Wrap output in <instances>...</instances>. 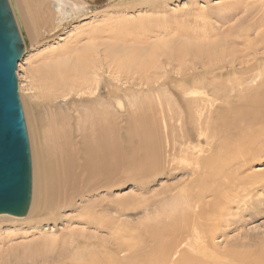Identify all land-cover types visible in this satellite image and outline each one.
I'll list each match as a JSON object with an SVG mask.
<instances>
[{
	"label": "rangeland",
	"instance_id": "374dc122",
	"mask_svg": "<svg viewBox=\"0 0 264 264\" xmlns=\"http://www.w3.org/2000/svg\"><path fill=\"white\" fill-rule=\"evenodd\" d=\"M13 1L15 5L17 4L16 7L26 39L25 53L18 64L16 76L30 145L33 195L31 207L26 217L19 220L13 218L0 219V253L2 254L0 257H5V261H7L0 259V264H3V262L5 264H85L86 261L91 263L92 256L93 259H97L96 261L92 259L93 262L100 261L101 264H114L111 258L113 256V259L116 258L126 262L132 257L145 258L157 251L159 247L161 249L167 248L168 245L169 249H167L170 250L172 247V252L176 248L177 251L188 253L192 251L194 248H191L189 234L184 228L181 229L187 223V221L185 223V219L181 220L182 218H180L184 214L182 210H186L183 209L182 202H184V208L188 209L186 191L188 187H191V182H195L193 168L196 166L199 153L196 151L194 155H191V152L193 149L200 150L204 148L203 150L207 153L210 147L206 146L208 144H206L207 138L205 137L209 138L210 135L208 134L213 131L211 128H205L206 133L201 131L202 136L199 133L196 134L194 140L187 143L188 148L181 145L183 141L180 135L177 136V133H180L179 129L175 128L177 124L174 126L175 130L173 129V132L175 133L173 135L179 137L180 142L176 141L178 138H172L170 133L168 137L161 125L160 138L162 140H160L158 147V164L145 170L142 175L140 174L141 176L139 175L140 177L135 178L134 173L129 172V168H124L127 171L124 169L120 172L117 171L111 177L113 179H98L95 183L88 185V190L83 196L73 197L68 205L60 203L57 205L58 207L55 206L57 208L53 212L46 214L44 217H39V212L35 207L39 194L37 187V152L42 145L38 131L39 123L42 120L49 121V115L54 111L63 112L76 119L84 108L89 106L87 102L82 101L95 97L91 96L88 91L78 92L79 90L75 88L78 82L76 78L68 79L64 89L55 90L49 83L48 71L58 62H68L80 50L83 51L93 44L96 45V48L101 45L99 47L101 55L99 54L95 67L97 74H99L100 92L103 95L102 97H105V91H112L118 93V95L120 93V99L126 109L123 110V117L119 120L118 125L125 137L128 117L136 110L131 106L130 101L142 104V101H145L146 98V101H150L153 97L152 95L148 97L146 93L141 94L140 90L146 91L148 87L154 88L156 95L159 94V97L170 100L172 96L173 100H171L173 102L176 101L182 105L184 99L181 96V91L196 82L205 79V86L211 93H217L218 99L219 93V96L224 93L218 92L217 86L214 87V83L217 84V77L221 73H229V76H225L224 81L235 76V74H232L234 70L235 72L239 70L237 72L239 75L249 76V73L264 58V45L257 42L263 28L259 29L260 31L257 30L256 23L259 22L257 20L260 18L254 17L255 11L262 1L162 0L155 2V4H144L143 0H94L87 2L85 10L80 11L77 16L68 18L61 24L57 21H54L55 24L52 22L42 23L40 29H36V26L32 24L23 0ZM44 10L46 11L45 8ZM51 10H53V7H51ZM247 28L249 31L252 30L251 35L248 37L238 35L239 32L247 31ZM204 34L209 37L207 39H210L209 42L211 43L228 38L233 42L229 48L231 49L230 52L228 49L229 53L215 58L195 51V53L191 52L194 46L198 45L199 42H203L202 36ZM167 46H173L168 54L163 53V49ZM156 47H160L157 52L159 60L152 69L145 68L138 71L137 67L136 70L129 69V71L123 68L120 69L114 62V60L117 61L116 58L118 59L119 56L132 59L134 57L136 60L142 53ZM116 87L118 89L121 87V89L118 90ZM255 88L253 87V89ZM250 91L248 92L250 93ZM133 92H136V94H133ZM224 95L226 96V94ZM224 95L220 99H223ZM231 95H233V101L237 102L238 91ZM211 98L215 99V96L212 95ZM221 103L223 102L217 101V110L219 108L220 111L223 110ZM228 108L229 106L226 109ZM154 111L152 115L157 116L158 111L156 112V109ZM218 111L217 113H219ZM171 125H174V122ZM207 130L212 131L207 134ZM231 135L229 136L228 133L226 136L232 140L235 135ZM243 136L239 133V137L242 138ZM199 138L203 139L199 140ZM196 142L200 143V146ZM129 146L125 145L124 147L128 156L134 154V156H137L140 153L138 158L140 160L144 158L145 154L139 149L138 140L133 141L132 145ZM131 147L132 150H129ZM174 147H186L191 151H188V154H185L187 152L176 153L169 157L170 149ZM141 156L143 157L141 158ZM202 156H205L204 152ZM183 166L185 167L184 170L182 169ZM249 168L243 177L248 178L245 176L252 175L254 176L252 180L256 178L258 180V177L264 175V159L260 162H253ZM252 180L250 181L252 182ZM254 185V182L249 183L247 187L253 189L256 185L261 184ZM258 189H256V192H253L254 189L251 190L254 194L251 195V198L259 201L256 208L257 215H259H256V218L254 217L255 211L252 209L254 207L252 202L248 203L252 207H248V205L245 209L242 207L245 212L243 210H233L232 214L234 215L226 217V219L230 218L229 220H231L229 225L222 227L220 232L217 231V227L215 229L214 249H219L221 252L238 249V252L242 251L243 254H246L264 241V187ZM180 190L181 192L183 190L186 196L183 192L181 195ZM177 193L181 195V199L184 198V201L182 199L181 202ZM174 197L176 200L178 198L179 201L176 202ZM207 199H209L207 201L212 200L210 197ZM174 200L179 203V206L176 204L177 208H175ZM180 203H182L181 208ZM171 206H175V210ZM236 213H239V215ZM175 214L178 215L173 218V221L171 217ZM175 218L178 222H175ZM179 219L181 222H179ZM174 222L175 224L178 223V225H175L176 227L173 226ZM176 228H178V231H174ZM180 229L182 233H179ZM206 231H208L207 228ZM174 232H176V235ZM181 236L187 237L183 239ZM247 242L253 246L258 245L251 248L249 246H239L240 244H247ZM129 243L131 244L129 245ZM240 249L241 251H239ZM195 250L197 249L193 251ZM202 250L204 251L203 247ZM208 251H210L209 254H212V250ZM194 253L199 254L198 250ZM212 257L210 261H215L216 258L217 263V254H212Z\"/></svg>",
	"mask_w": 264,
	"mask_h": 264
},
{
	"label": "bare ground",
	"instance_id": "6f19581e",
	"mask_svg": "<svg viewBox=\"0 0 264 264\" xmlns=\"http://www.w3.org/2000/svg\"><path fill=\"white\" fill-rule=\"evenodd\" d=\"M9 1H11L10 3L18 24L19 32L25 45V32L20 21L19 12L16 7L17 4L15 5L13 0ZM90 1L94 0H23L28 9V11H26L30 16L32 24L36 26V29H40L41 24L45 22H47V24L51 22L55 24L54 21H57V23L61 24L64 20L77 16L80 11L85 10L87 2ZM160 1L162 0H143V3L155 4V2ZM261 1L260 6L258 5L257 7L258 9L256 8L255 15L254 13L253 15L254 17L260 18L257 20V22H259L256 23L257 30L263 28L262 34L257 42L264 45V0ZM51 7H53V10H51ZM53 24L51 25L52 27ZM35 26L33 27L35 28ZM250 32H252V30L249 31L247 28V31L239 32L238 35L241 37H248L251 35ZM202 38L203 42H199L198 45L194 46L191 49V52L206 54L212 58L229 53L231 50L229 49L230 45L233 43L228 38H224V40L220 42L211 43L209 42L210 39H207L209 37L205 36V34ZM100 46L101 45H99V47ZM99 47L97 46L96 48V45L94 46L93 44L83 51L80 50V52L72 56L68 62H58L48 71L49 83L55 90L60 91L64 89L68 83V79L76 78L78 82L75 85V88L79 90L78 92L88 91L91 96L95 97L93 99L91 98L82 101L87 102L89 106H86L76 119L63 112L54 111L49 115V121L45 122L42 120L39 123L38 131L42 145L37 152V187L39 194L35 203L37 212H39V217H44L46 214L53 212L60 203L68 205L73 197L83 196V194L86 193V190H88V185L95 183L98 179H113L111 177H113L114 173L117 171L120 172L124 168H129V172L134 173L133 176L136 178L140 177L145 170L158 164V147L160 145V140H162L160 138V130L162 126L165 133H167V135L170 133L171 137L174 138V126L177 124L175 128L180 131L179 134L177 133V136L180 135V138L183 141V143L181 142L182 147H188L187 143L192 142L196 134L198 135L201 131H205V128H211L213 129V131L210 130L212 131L211 133L207 130V134L209 133L208 135H210L209 138L205 137L207 138L206 144H208L206 146L210 147L207 153L203 150L204 148H201L200 150L193 149L191 152V155H194L197 151L199 155L197 156L198 160L196 166L193 168V174L195 175L193 178H195V182H191V187H188L186 191L188 199V202L186 200V204H188V209L186 207L184 208V202H182V199L184 201V198L182 197L181 199L183 190L182 192L180 190L181 195L177 193L183 203V209L187 210H182V212L184 211V214L180 217L182 218L181 220L185 219V223L186 221L187 223L182 228L180 225L181 223L179 226L181 229L184 228L188 232V237L190 238V240L189 238L188 240L191 243V248L193 247L194 249H197L199 254H195L194 252H197V250L193 251V248L189 253L186 251V253L184 251H177V248L172 252V247L168 250V245V249L162 248V250L159 247L157 251H154L145 258L132 257L128 260L126 259V262H124V260L120 261L116 258L113 259L114 256L111 258L114 264H264V241L260 245L257 244L258 246H253L248 242L247 244L239 243V246L241 247L249 246V248H251L252 246H257L256 248L249 250L246 254H243L241 249L239 250L241 252H238V249H226L227 251L221 252L219 249H214L215 246L213 244L216 237V227L217 231L219 230L220 232L222 227L229 225L231 220H229L230 218L226 219V217L234 215L232 214L233 210H243L242 207L245 209L248 203L252 202V205L254 206L252 209L255 211V213L253 211V215H255V218L257 215L256 208L259 201L252 199L251 195H254L253 192H256L257 188L260 189V187H264V175H259L260 177H258V180L257 178L252 180L254 177L252 175L245 176L248 178H244L243 176L244 173L250 169L249 167H251L253 162H260L264 159V58H262L253 71L249 73V76L239 75L237 73L239 70L236 72L234 70L232 74H235V76L232 79L228 78L224 81L225 76H229V73H221L217 77V84L214 83V87L217 86L218 92L220 91L221 93L226 94L227 97L222 94L225 96L223 99H220L222 96H219L220 93L217 99V93L213 94L210 92L205 86V79L196 82L192 86L181 91V96L184 99L182 105L176 101L173 102V98H171L172 96L170 97V100H168V98L159 97V94L156 95L154 88L148 87L146 90L147 92L145 90H140L141 94L144 95V93H146L148 97L149 95H152L154 99L152 97V99L148 98L150 101H146V98L145 101H142V104L137 103L134 100V102H132L128 99L131 106L136 108V110H134L132 114L130 113L131 115L128 117L129 121L126 127L127 135L125 134L124 137L121 128L118 125L119 120L123 117V110L125 111L126 109L120 99V93L119 96L118 93L105 91V97H102L103 95L100 92L99 74H97L95 69L99 54L101 55V53H99ZM172 47L173 46L165 47L163 53L168 54L172 50ZM159 50L160 47L149 49L142 53V55L136 60L134 57L132 59L125 56H119L118 59L116 58L117 61L114 60V62H116L120 69L123 68L125 70H133L137 67L138 71L139 69L143 70L145 68L152 69L157 65V61L159 60L157 56ZM116 52L118 53L117 50ZM256 83L258 84L256 85ZM73 85L74 84L72 83V86ZM253 87L256 88L253 89ZM116 89H118V87H116ZM237 91L239 97L237 102H235L233 101V95L231 94H234V92ZM248 91H250V93ZM134 93L136 94V92H133V94ZM212 95L215 96V99L211 98ZM218 100L223 102L221 103L223 106V110L221 109L222 111H220V108L218 109L219 111L217 110ZM173 103H175V105H173ZM228 106L229 108L226 109ZM155 109L156 112L158 111L157 116L152 115L155 112ZM217 111L219 113H217ZM171 121L174 122V125H171L173 124V122L170 123ZM254 129L256 132H253ZM228 133L229 136H232L231 134H233V136L235 135L236 140L235 136L230 140L231 138L226 136ZM239 133L244 136L242 138L239 137ZM200 135L202 136L203 134ZM177 136L175 138H178V140H175L180 142V138ZM200 139L203 138H199V140ZM135 140L139 141V149L145 154L142 160L138 158L140 153L137 156H134L135 154L128 156V153H125V145H132V142H135ZM217 143L219 144L217 145ZM197 145L200 146V143H197ZM192 146L194 147V145ZM132 147L129 148V150H132ZM188 148L174 147L170 149L169 157L176 153L180 154L187 152L185 154H188V151H191L190 149L188 150ZM139 149L138 151H140ZM203 152L205 153V156H202ZM142 157L143 156H141V158ZM183 168L185 167L183 166L182 169ZM143 177L145 178V175ZM250 180H252V182ZM253 182L255 185H261H256V187L252 186L255 190L252 192L251 190L253 189L248 188L247 185H249V183L252 184ZM208 197L212 200L207 201L209 200L207 199ZM175 200V205L178 204L179 206V203H176L179 199L177 198L176 202ZM182 203H180V208ZM55 206L57 207L55 208ZM178 206L176 205V207H174L177 208ZM249 206L251 205H248V207ZM171 207L174 209L173 206ZM246 212L248 213V211ZM236 214L239 215V213ZM176 215L178 214H175V216L173 215L171 218L173 219ZM4 218H13L16 220L22 219L9 215H0V219ZM176 221L178 222L175 218V222ZM175 222L173 223V226L178 225V223L175 224ZM179 222H181L180 219ZM188 224L190 227L189 229ZM206 228L208 231L205 232ZM181 229L179 233L181 232ZM174 231H178V228ZM183 232L185 233V231ZM174 233L176 235V232ZM184 237L182 238L184 239ZM130 244L131 243H129V245ZM202 247L204 248V251H201ZM191 248L189 247V249ZM208 250H212V254H217V263L216 258L215 261H210V258L212 259L215 255L212 257V254H209L210 251ZM0 256H2L1 253ZM92 257L90 259L91 263L93 262ZM0 259L5 261V257H0ZM93 260L96 261L97 259ZM5 262H3V264H5ZM91 263L88 261L85 262V264ZM93 264L101 263L100 261H97L93 262Z\"/></svg>",
	"mask_w": 264,
	"mask_h": 264
},
{
	"label": "water",
	"instance_id": "95a60500",
	"mask_svg": "<svg viewBox=\"0 0 264 264\" xmlns=\"http://www.w3.org/2000/svg\"><path fill=\"white\" fill-rule=\"evenodd\" d=\"M24 53L11 3L0 0V215L18 218L27 216L33 195L31 152L16 76Z\"/></svg>",
	"mask_w": 264,
	"mask_h": 264
}]
</instances>
